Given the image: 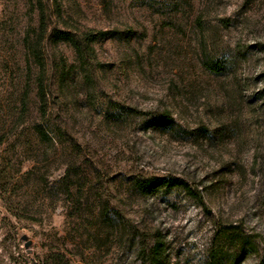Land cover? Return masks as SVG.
Masks as SVG:
<instances>
[{"label": "rangeland", "instance_id": "rangeland-1", "mask_svg": "<svg viewBox=\"0 0 264 264\" xmlns=\"http://www.w3.org/2000/svg\"><path fill=\"white\" fill-rule=\"evenodd\" d=\"M222 228L264 264V0H0V264H207Z\"/></svg>", "mask_w": 264, "mask_h": 264}, {"label": "trees", "instance_id": "trees-1", "mask_svg": "<svg viewBox=\"0 0 264 264\" xmlns=\"http://www.w3.org/2000/svg\"><path fill=\"white\" fill-rule=\"evenodd\" d=\"M40 20L41 24L44 23L43 20V12L40 14ZM59 36L61 39L70 42L73 44L76 48L80 46L79 40L70 37V35L67 32L60 31ZM84 39L86 41L91 42L95 39V34H85ZM206 67L211 70H218L217 66L213 62H207ZM41 99L44 103V94L43 91L41 93ZM42 103V104H43ZM167 119L166 116L160 115L159 118H153L152 125L153 124H162ZM134 187L138 190V192L142 195H154L157 192L161 191H171L174 190V188L181 189V191L195 200L200 205H204V200L202 194L200 192L193 190L191 186L188 185V183L183 180L180 177H138L134 178L133 181ZM220 235V238L217 241V236ZM216 237L215 241L212 244V248L209 251L208 256V263L207 264H235L234 263V257H229L226 252H224L223 249V243L226 242L228 244H231L232 242L237 241L242 247L246 248V250L249 252L252 249V245L250 242L244 240L242 236H239V233H236L230 228H222V229H216L214 238ZM156 254V253H155Z\"/></svg>", "mask_w": 264, "mask_h": 264}]
</instances>
